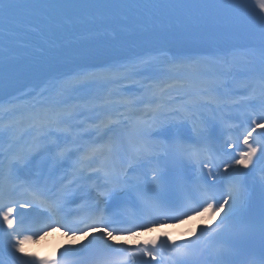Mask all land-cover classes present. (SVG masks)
Listing matches in <instances>:
<instances>
[{"label":"snow or ice","instance_id":"6c2138e0","mask_svg":"<svg viewBox=\"0 0 264 264\" xmlns=\"http://www.w3.org/2000/svg\"><path fill=\"white\" fill-rule=\"evenodd\" d=\"M25 80L0 264H264V0H0V91ZM53 231L88 240L26 250Z\"/></svg>","mask_w":264,"mask_h":264},{"label":"bare ground","instance_id":"6f19581e","mask_svg":"<svg viewBox=\"0 0 264 264\" xmlns=\"http://www.w3.org/2000/svg\"><path fill=\"white\" fill-rule=\"evenodd\" d=\"M161 55H163V53H161ZM206 217L202 218V221L205 220ZM196 222V220L194 221ZM84 239H78L77 243L74 246H80L81 242H84ZM64 236L63 235H50L48 234L46 237H44L41 241H39L38 243L34 244V246H38V248H42V251L45 250H50V249H56V248H63L65 246L64 243Z\"/></svg>","mask_w":264,"mask_h":264}]
</instances>
